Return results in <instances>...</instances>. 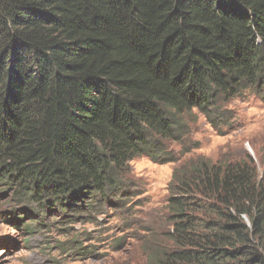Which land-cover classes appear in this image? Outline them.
Masks as SVG:
<instances>
[{
	"label": "trees",
	"instance_id": "1",
	"mask_svg": "<svg viewBox=\"0 0 264 264\" xmlns=\"http://www.w3.org/2000/svg\"><path fill=\"white\" fill-rule=\"evenodd\" d=\"M262 87L264 0H0V200L14 188L36 226L119 202L129 162L168 154L179 116ZM175 180L180 248L154 264H264L251 159H198Z\"/></svg>",
	"mask_w": 264,
	"mask_h": 264
},
{
	"label": "rangeland",
	"instance_id": "2",
	"mask_svg": "<svg viewBox=\"0 0 264 264\" xmlns=\"http://www.w3.org/2000/svg\"><path fill=\"white\" fill-rule=\"evenodd\" d=\"M179 117L174 141L162 142L168 154L157 161L141 156L129 162L128 192L115 208L78 212L81 217L69 214L73 220L63 225L57 222L60 216L46 215L44 224L36 226L29 206L9 200L14 188L5 191L0 200V264H151L154 252L161 251L153 246L159 240L156 234L169 229L165 204L176 192L180 173L198 159L223 168L237 164L250 149L264 147V88L221 98L211 118L196 110ZM17 210L26 223L32 222L29 236L9 220L8 213Z\"/></svg>",
	"mask_w": 264,
	"mask_h": 264
},
{
	"label": "clouds",
	"instance_id": "3",
	"mask_svg": "<svg viewBox=\"0 0 264 264\" xmlns=\"http://www.w3.org/2000/svg\"><path fill=\"white\" fill-rule=\"evenodd\" d=\"M262 88H264V87H262ZM246 154L247 155L244 157L245 159H243V161H246L248 159H251L253 161V164L255 166V170L257 173V177H258V179H260L263 175V172H264V147H255L254 151L252 149H250L249 153L247 152ZM128 185H129V182L127 183V186H126V188H127L126 192H128ZM121 199H124V197ZM166 205L167 204H165V209H166ZM105 206L115 208L118 206V202L113 200L111 202H108L107 204L104 203L103 205H99V209H102ZM166 220H167V223L169 225V229H167V230L165 229L163 234H156L159 240L155 241L154 245H153L155 248L160 249L161 251L166 250V249L173 250L175 248H180L179 244L176 241H174L172 238H170V236H172L174 234V229H175L176 223H177V218L175 217L173 210L171 208H169V213H168V215H166ZM243 220L247 224H249V221L245 217V215L243 216ZM161 251H155L153 256L155 255V253H158ZM153 256L150 258L151 264H154Z\"/></svg>",
	"mask_w": 264,
	"mask_h": 264
}]
</instances>
